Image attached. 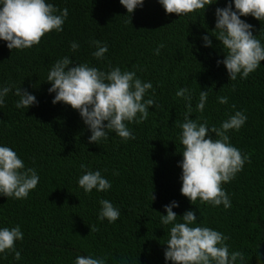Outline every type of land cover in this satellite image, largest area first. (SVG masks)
I'll use <instances>...</instances> for the list:
<instances>
[{
    "label": "trees",
    "instance_id": "obj_1",
    "mask_svg": "<svg viewBox=\"0 0 264 264\" xmlns=\"http://www.w3.org/2000/svg\"><path fill=\"white\" fill-rule=\"evenodd\" d=\"M51 2L68 9L63 31L46 33L24 50L11 51L0 41V85L26 89L38 101L16 109L18 98L11 92L5 97L0 144L16 151L39 175L26 199L0 196V227L19 225L23 232V239L15 242L22 259L14 261L9 252L0 257V264H73L77 255L103 257L106 264H165L169 226H162L159 219L166 214L163 206L172 201L179 205L172 209L178 216L193 210L202 226L226 235L229 252L243 253L245 264H257L258 253L264 264V61L246 79L238 76L236 81L228 79L222 64L217 66L223 52L210 33L215 9L227 0L182 16L165 14L157 0H144L130 16L119 0ZM241 19L254 26L253 34L264 44V22L261 25L250 15ZM206 34L213 47L202 46L200 37ZM91 40L108 45L103 60L92 57ZM73 41L79 44L74 52L69 50ZM159 43L164 47L154 55ZM63 56L104 71L117 66L136 71L142 81L152 83L154 95L150 89L145 98H153L158 107H149L142 123L127 124L134 139L124 141L109 132L99 144L88 143L90 132L78 111L51 103L54 93L47 91V72ZM181 87L192 90L190 119L219 126L235 111L247 116L239 131L227 133L229 143L250 161L230 182L221 184L231 201L228 209L199 200L192 205L180 193L178 124L186 109L175 92ZM200 89L208 90L202 113L195 111ZM218 96H227L228 102L219 104ZM82 163L88 170H101L111 188L86 195L77 186ZM114 170L118 175L112 174ZM99 199L121 210L115 222L97 219Z\"/></svg>",
    "mask_w": 264,
    "mask_h": 264
},
{
    "label": "clouds",
    "instance_id": "obj_2",
    "mask_svg": "<svg viewBox=\"0 0 264 264\" xmlns=\"http://www.w3.org/2000/svg\"><path fill=\"white\" fill-rule=\"evenodd\" d=\"M157 2L165 14L182 16L195 10L204 11L208 5L216 3V0ZM119 3L130 16L134 9L143 7L144 0H119ZM249 15L262 25L264 0H227L224 7H217L214 11L215 23L210 35L219 42L223 52V59H218L216 64L224 66L231 81H236L238 76L241 80L246 79L264 61V44L257 38V34H253L254 26L241 19ZM67 17L68 9H58L51 0H0V41L5 42L11 51L31 48L46 33L63 31ZM200 39L203 47H213L209 35H202ZM90 44L95 48L91 53L92 57L103 60L108 52V45L99 40H91ZM163 47V43L157 44L153 54L159 55ZM78 48L77 42H70V51L74 52ZM46 82L50 83L48 93H54L51 100L53 105L61 102L78 111L90 132L88 143L99 144L108 138L109 132L124 141L134 139L127 124L142 123L149 116V107H158L153 98H145L150 89L154 95L152 83L142 81L136 71H122L118 66L104 71L88 63L77 64L69 56H63L50 66ZM10 92L18 98L14 102L16 109H27L38 104L36 97L26 89L9 83L0 85V108L4 106L5 97ZM175 96L184 101L186 109L183 122L178 124V140L181 145V159L178 161L181 169L180 193L192 205L199 200L201 204L212 207L223 205L224 209H228L231 201L221 184L230 182L245 163L250 161L247 154H242L229 143L227 133L229 130L239 131L247 116L238 110L220 121L219 126L209 125L206 120L200 122L199 118H189L193 112L191 89L181 87L175 92ZM207 99L208 90L200 89L195 104L196 112L204 111ZM217 102L226 104L228 97L218 96ZM80 168L82 174L77 178V186L86 195L93 189L96 192H106L111 188V182L101 174V170H88L83 163ZM112 174L118 175L115 170ZM38 181L39 175L34 168L26 167L16 151L0 144V196L26 199L29 192L36 188ZM98 204L99 221L107 220L111 224L120 217L121 210L109 200L99 199ZM178 206L176 201H172L163 206L166 214H160L159 223L169 226L163 250L165 264H237V261L245 264L243 253L229 252L226 235L202 226L193 210H187L178 216L172 210ZM196 210L199 211L198 208ZM22 239L23 232L19 225L0 227V257L10 252L14 261H20L21 253L15 249V242ZM256 256L257 264H261V254ZM73 264H106V261L103 257L77 255Z\"/></svg>",
    "mask_w": 264,
    "mask_h": 264
}]
</instances>
